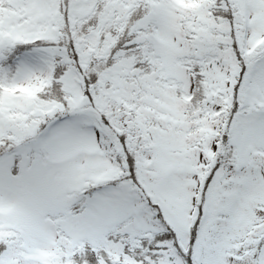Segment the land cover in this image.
<instances>
[{
	"label": "snow or ice",
	"instance_id": "obj_1",
	"mask_svg": "<svg viewBox=\"0 0 264 264\" xmlns=\"http://www.w3.org/2000/svg\"><path fill=\"white\" fill-rule=\"evenodd\" d=\"M0 264H264V0H0Z\"/></svg>",
	"mask_w": 264,
	"mask_h": 264
}]
</instances>
